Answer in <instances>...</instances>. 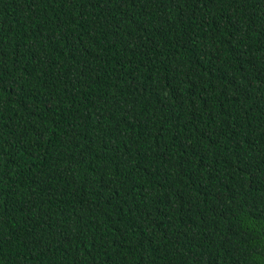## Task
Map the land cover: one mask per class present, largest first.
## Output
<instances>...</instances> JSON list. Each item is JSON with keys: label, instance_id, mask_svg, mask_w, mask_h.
<instances>
[{"label": "trees", "instance_id": "1", "mask_svg": "<svg viewBox=\"0 0 264 264\" xmlns=\"http://www.w3.org/2000/svg\"><path fill=\"white\" fill-rule=\"evenodd\" d=\"M0 264H264V0H0Z\"/></svg>", "mask_w": 264, "mask_h": 264}]
</instances>
